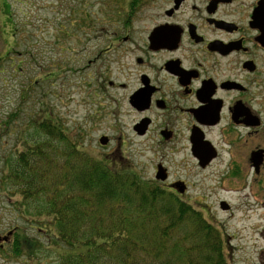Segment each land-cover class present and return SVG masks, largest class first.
<instances>
[{
	"label": "flooded vegetation",
	"instance_id": "1",
	"mask_svg": "<svg viewBox=\"0 0 264 264\" xmlns=\"http://www.w3.org/2000/svg\"><path fill=\"white\" fill-rule=\"evenodd\" d=\"M81 1L90 6L91 0ZM128 3L112 32L103 27L85 39L109 41L89 68L97 66L101 93L115 92L111 114L119 123L120 117L133 122L119 130L116 148L102 156L128 164L126 132L147 141L151 180L195 205L227 264H235V252L246 250L247 230L254 247L261 245L259 258L245 256L244 263L264 264V0ZM83 13L89 33L91 17ZM110 54L114 59L106 60ZM110 141L100 146L107 148ZM23 233L0 230V259L23 257L33 264Z\"/></svg>",
	"mask_w": 264,
	"mask_h": 264
},
{
	"label": "trees",
	"instance_id": "2",
	"mask_svg": "<svg viewBox=\"0 0 264 264\" xmlns=\"http://www.w3.org/2000/svg\"><path fill=\"white\" fill-rule=\"evenodd\" d=\"M126 3L131 6L133 0L106 1L110 7ZM2 17L0 36L8 25L13 33L2 36L8 47L12 44L0 57V70L13 61L17 42L7 0L0 7ZM41 106L25 135L20 133L18 149L7 155L1 179L2 188L19 197L18 214L39 226V240L21 241L29 250L46 246L58 254V264H227L215 232L195 205L145 179L134 166L90 155Z\"/></svg>",
	"mask_w": 264,
	"mask_h": 264
},
{
	"label": "rangeland",
	"instance_id": "3",
	"mask_svg": "<svg viewBox=\"0 0 264 264\" xmlns=\"http://www.w3.org/2000/svg\"><path fill=\"white\" fill-rule=\"evenodd\" d=\"M7 2L12 6L17 42L14 50H11L14 52L13 61L0 70V230L6 232L16 228L23 231L26 237L37 241L40 239L39 226L27 222L18 214L15 206L18 205L19 197L12 198L8 187L2 188L1 179L6 175V157L18 149L20 133L25 135L26 125L40 114L42 103L46 113L49 111L52 118L74 140H78L81 148L90 155L101 159L103 154H110L116 148L121 134L119 130L125 131L133 122L129 118L120 117L122 121L119 123L115 113L111 114V107L114 108V105L110 96L115 98V92L107 89L105 94L101 93L97 87V66L89 68V61L95 59L96 51L108 45L109 41L93 40L85 43V39L90 34L98 36L103 27L112 32L113 22L118 13L123 12L125 4L114 7L106 5L102 14V0H91L90 6L83 4L81 0ZM4 3L5 0H0V7L4 8ZM83 12L91 17L89 33L82 26L85 19ZM104 17L103 26L104 23L101 25V22ZM4 21L2 17L0 25ZM8 26L9 28L2 27L7 32L2 34L4 38L11 37L13 33L10 25ZM2 36L0 57L6 54L12 44L10 41L8 47ZM113 59L112 54L106 56V60ZM60 67L63 73L59 71ZM11 117L14 119L8 127L6 124ZM33 132L30 129V133ZM103 137L111 139L107 148L100 146L99 141ZM125 141L128 164L137 168L145 179L154 178L153 157L146 148L147 141L137 140L127 132ZM209 204L212 206L213 202ZM255 221H248L246 226L253 225ZM234 229L235 225L232 231ZM252 234L247 230L246 250L234 253L235 264H247L244 263L245 256L252 260L259 258L261 244L254 247ZM42 241L46 244L44 239ZM58 251L60 250L57 253ZM33 256V264H58V254L51 249L47 250L46 246L43 250H34ZM22 260L25 259L20 257L18 262L6 263L0 259V264H29Z\"/></svg>",
	"mask_w": 264,
	"mask_h": 264
},
{
	"label": "water",
	"instance_id": "4",
	"mask_svg": "<svg viewBox=\"0 0 264 264\" xmlns=\"http://www.w3.org/2000/svg\"><path fill=\"white\" fill-rule=\"evenodd\" d=\"M99 143H100V145L105 146L108 143V139L103 137L100 139Z\"/></svg>",
	"mask_w": 264,
	"mask_h": 264
}]
</instances>
